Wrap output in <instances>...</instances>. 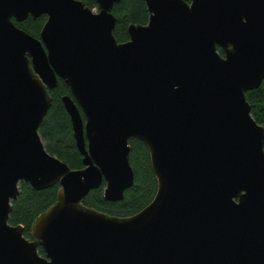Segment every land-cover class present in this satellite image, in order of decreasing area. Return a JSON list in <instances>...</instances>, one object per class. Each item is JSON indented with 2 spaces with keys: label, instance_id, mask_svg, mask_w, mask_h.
<instances>
[{
  "label": "water",
  "instance_id": "95a60500",
  "mask_svg": "<svg viewBox=\"0 0 264 264\" xmlns=\"http://www.w3.org/2000/svg\"><path fill=\"white\" fill-rule=\"evenodd\" d=\"M120 1L0 0V264H264V129L245 99L264 79V0H143L147 23L117 43ZM29 16H46L39 38L13 22ZM58 78L79 170L38 134ZM131 138L151 202L127 217L85 207L102 182L107 202L131 188ZM20 182L59 184L30 240L8 224Z\"/></svg>",
  "mask_w": 264,
  "mask_h": 264
},
{
  "label": "trees",
  "instance_id": "16d2710c",
  "mask_svg": "<svg viewBox=\"0 0 264 264\" xmlns=\"http://www.w3.org/2000/svg\"><path fill=\"white\" fill-rule=\"evenodd\" d=\"M89 9L97 7L95 0H80ZM116 18L113 36L117 43L129 40L127 28L130 24L145 25L149 14L143 0H121L114 4L111 10ZM46 21V16L32 19L30 16L23 23L14 24L31 35L39 38L40 30ZM217 52L223 56V50L217 47ZM52 104L46 116L42 120L38 134L46 151L66 163L70 169L83 168L82 156L76 148L72 134L69 116L61 103L62 96H70L69 87L61 79H57V86L49 91ZM245 99L250 105L251 116L257 124L264 129V79L260 86L245 92ZM129 164L132 168L134 180L131 188L127 189L121 201L107 202L103 198L105 183L92 190L83 199L85 207L105 213L109 216L127 217L132 216L147 206L156 192V180L150 165L149 154L144 144L135 138L129 140ZM19 194L11 202V211L8 216V224L11 226L21 225L23 236L30 240V228L38 215L48 210L56 201L59 184L36 191L23 182L18 186ZM38 253L44 256L41 247Z\"/></svg>",
  "mask_w": 264,
  "mask_h": 264
},
{
  "label": "rangeland",
  "instance_id": "374dc122",
  "mask_svg": "<svg viewBox=\"0 0 264 264\" xmlns=\"http://www.w3.org/2000/svg\"><path fill=\"white\" fill-rule=\"evenodd\" d=\"M92 11H93V12H97V9H96V8H94V9H92Z\"/></svg>",
  "mask_w": 264,
  "mask_h": 264
}]
</instances>
